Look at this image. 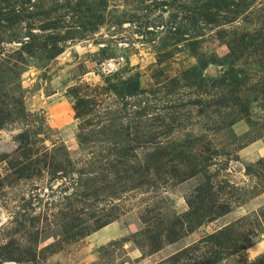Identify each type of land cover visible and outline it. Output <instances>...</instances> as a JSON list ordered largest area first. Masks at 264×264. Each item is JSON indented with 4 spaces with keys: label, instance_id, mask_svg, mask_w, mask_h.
I'll return each mask as SVG.
<instances>
[{
    "label": "rangeland",
    "instance_id": "rangeland-1",
    "mask_svg": "<svg viewBox=\"0 0 264 264\" xmlns=\"http://www.w3.org/2000/svg\"><path fill=\"white\" fill-rule=\"evenodd\" d=\"M4 3L0 264H264V0Z\"/></svg>",
    "mask_w": 264,
    "mask_h": 264
},
{
    "label": "trees",
    "instance_id": "trees-1",
    "mask_svg": "<svg viewBox=\"0 0 264 264\" xmlns=\"http://www.w3.org/2000/svg\"><path fill=\"white\" fill-rule=\"evenodd\" d=\"M217 1L220 2V1H223V0H217ZM1 3H4V0H0V6H1ZM3 5H4V7H1V9L2 10L7 9L5 7V3ZM262 23L264 25V21ZM39 28L44 30V31H46L48 29L54 31V29H56L57 26H55L53 23H47L45 25H41ZM29 35H31V37H35V35H33L31 32H29ZM31 37L28 38V41L22 43L23 49H25L27 51H31L32 49H34L36 47H44L49 52V54L51 56L52 55L55 56L56 54H59L61 52V47L59 46V44H56V45L51 46L50 48H48V46L46 44H44V43H40V44L34 43V39H32ZM240 43H245V40L242 38L241 42L238 43V39L237 38L233 37L232 39H230L229 40V47H228L229 48V53L228 54H236L238 52V47L240 46L239 45ZM245 44H248V43H245ZM259 45H260V47L258 48V51H259V53H262V55L264 57V43H260ZM203 66L204 65H202V67ZM222 83H223V81L220 84H222ZM232 113H233V115H231L232 118H231L230 124L234 123L241 116V115H239V113H240L239 110H233ZM0 123H1V118H0ZM199 201L203 202V200H200V199H199ZM222 213H224V211L223 212H218L217 215H221ZM106 223H108V222L101 223L99 225V227L104 226ZM179 256H180V254H178L176 256V258H179Z\"/></svg>",
    "mask_w": 264,
    "mask_h": 264
}]
</instances>
